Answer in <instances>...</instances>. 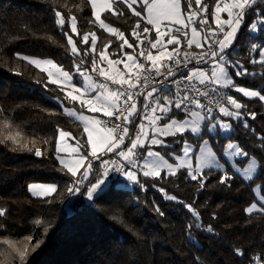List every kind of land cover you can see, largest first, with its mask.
<instances>
[{
    "label": "trees",
    "instance_id": "obj_1",
    "mask_svg": "<svg viewBox=\"0 0 264 264\" xmlns=\"http://www.w3.org/2000/svg\"><path fill=\"white\" fill-rule=\"evenodd\" d=\"M181 2L185 12L187 1ZM216 2L201 0L210 21ZM57 12L64 20L62 27ZM71 19L76 32L71 30ZM101 19L125 38L136 23L147 27L122 0L113 1ZM261 21L264 0H256L245 9L234 43L225 53L229 57L233 51L229 59L249 72L237 76L226 65L235 86L264 95V64L252 62L264 47ZM254 22L256 34L250 32ZM65 32L78 50L76 55ZM83 36H88L87 43ZM91 36L96 38V56L106 50L114 58L116 41L95 23L88 0H0V264H264V213H246L255 199L254 186L264 196V100L246 99L232 87L225 95L231 93L240 101L242 119L229 118L231 134L218 137L219 147L229 139L248 153L239 163L256 160L251 181L230 169L225 172L231 177L226 184L220 183L225 174L220 171H202L194 181L186 170H179L174 175L141 176L129 189L111 183L94 206L83 201L85 188L76 196L68 193L74 178L56 158V140L58 132L65 131L87 153L83 127L64 111L80 107L22 57L52 60L74 77V64L92 73V58L86 55ZM172 116L183 114L173 106L168 114ZM129 119V132L135 133L139 122L134 116ZM36 150L41 156L35 155ZM31 182L53 184L55 191L46 198L33 197L28 191ZM67 202L70 215L64 210ZM193 211L204 229L212 226V233L195 226Z\"/></svg>",
    "mask_w": 264,
    "mask_h": 264
},
{
    "label": "snow or ice",
    "instance_id": "obj_2",
    "mask_svg": "<svg viewBox=\"0 0 264 264\" xmlns=\"http://www.w3.org/2000/svg\"><path fill=\"white\" fill-rule=\"evenodd\" d=\"M126 3H128V0H125ZM93 8H95V0H92ZM195 3L197 6L201 5V0H195ZM256 3V0H217L215 5V10L212 13L215 22L218 25V31L223 32L224 36L222 40H219L218 42L215 40H210V37H214L217 34V30H209L208 35L205 37V41L208 43L209 46V52L204 53L200 55L199 57H195L198 61H202L206 64H210L211 66V76L207 74V72L204 69H195L192 70L190 73H186L185 76L188 80L198 79L199 83L201 85L207 83L210 84H221L225 89L229 87L235 88L236 91H239L243 93L244 96L247 97H257L259 96L260 100H264V95H260L257 91H249L243 87H236L231 76L229 75L226 65L229 67H232L235 71L237 76H244L248 75V69L245 68L243 65L239 64V62H233L228 58V55L225 53V49L228 48L230 45L234 43L235 37L237 35L238 29L240 28L244 15H245V9L250 8L252 4ZM135 5L136 7H133ZM106 6L111 7V0H106ZM187 6L189 9V13L187 14V20L191 21L192 16L195 15L194 12L191 11L192 9V0H187ZM128 7L132 9L135 16L141 17L146 20V23L148 25H151L156 30V39L155 41H149L151 46L153 48H156L157 45H161L164 47L162 37L165 35H170V33L173 31L169 25H181L184 27H187V24L185 23L184 14L181 10V0H130V3H128ZM136 8H139V10H136ZM204 9H207V5H204ZM221 13H227L228 19L222 20L220 14ZM59 19L57 20V24L59 26H63L64 20L61 17V14L57 12L55 14ZM94 15H96L97 20H99V15H97L94 12ZM75 18H73L74 20ZM206 23V21H201V24ZM261 23H264V21H261ZM228 26V31L225 32L224 26ZM101 26L104 27L103 22L101 21ZM139 27V24L137 25ZM72 31L76 32L75 23L71 25ZM252 30L257 29V23H253L251 26ZM163 29V30H162ZM113 32H117L116 29H112ZM143 31L145 33H148L150 29L148 27H144ZM177 32L181 31L180 28L176 29ZM193 38L188 40L189 46L193 43L197 44V47H200L201 45L199 42L196 41L195 37L198 35L196 28H192ZM65 36L68 37V43L72 45V53L73 55L77 54V48L75 47V44L73 43V40L71 36H68V34L65 32ZM118 35L123 38V33H118ZM185 36H187V33H185ZM138 38V37H137ZM83 41L87 43L88 36L83 37ZM93 46L95 45V36H93L92 39ZM218 43V49L213 50V46ZM124 44H127L128 47H133V45L128 44L127 39L124 40ZM167 45H179L180 40L175 36H170V38L166 41ZM123 47V45L121 46ZM256 46L253 45V49L255 50ZM143 55V53H141ZM167 55L169 59L172 58V53L160 51L158 56H152L149 55L147 58L149 61H151V68H145L144 65H136L138 70H144L146 72H152L155 71V74L157 76L161 75V66L157 65L156 61L159 60L161 57ZM101 60H107V63L109 66H111L113 63H120V61H112L111 59H108L104 53L102 52L100 54ZM259 62L261 64H264V48H260L259 50ZM28 59V58H25ZM129 60H133L132 56H128ZM33 64H36L37 67L40 66V61L38 60H31L30 61ZM253 63H257L256 60L252 61ZM45 63H48L51 65V68L56 69V72H53L52 70L48 71L49 81L55 83L56 80H53V76H57L58 78L62 79L65 83H71L72 81V73H69L68 71H65L62 66L54 64L52 61H46ZM177 64L181 63L180 61L176 62ZM187 60H185V66H186ZM95 64L96 61L93 60V70L95 71ZM75 74L79 75H85L84 72H81V68L79 65H75ZM167 76L174 75L171 68H167ZM100 75L105 76L107 79H111L114 84H118L123 86L124 84L128 85V88L131 89L135 87L130 82V79H125L121 77L120 79H116L113 76H107L106 70L104 68L100 69ZM87 78V77H86ZM147 79V77H145ZM95 87H98L99 89H106V85L100 84L96 85ZM158 90L153 88L152 92H149L147 96H145V113L151 110L153 115L151 116H144L141 118V123L137 125V137L136 139L131 141L130 147L127 148V151L120 150L116 154L122 158L121 163H117L116 161H112L113 164L116 165L115 171L117 173H123L125 174L128 179L131 181H136L137 177L134 175L131 171H127V168H135L136 167V160L133 158V155L135 154V150L138 147V145H142L143 141L141 140V136L147 138L148 137V131L146 130V126L143 123V120H148V126L152 129L153 135L150 140L151 146H158V147H167L166 142L163 139H160L158 137H168V136H176L177 134L183 135L186 130H190L193 134H199L200 128H201V121H207L208 124L211 126L209 130L212 128H216L217 126L224 131H230L231 130V124L223 122L219 116H215L213 113L212 108H206L205 105L200 103V100L195 97H190L189 95L185 94L183 97H180L177 95L175 102L170 100L167 96L163 97V103H161V97L157 96L154 100V105H150L147 103L149 98L153 96V93L157 92ZM212 92H216V88L213 87L211 89ZM68 95L71 96V93ZM201 95L207 97L208 92L205 91L201 93ZM125 93L121 91H111L108 90L107 93L105 91H99L97 92V95L94 99H89L87 101H81L82 104H87L89 110L93 112L102 111L105 116L112 117L116 115V113H123V110L119 107V101L121 97H124ZM72 100H77V96H71ZM134 99V94L129 91L126 95V99L124 100V104H128L129 101H132ZM227 102L231 106H233L236 111L229 110L226 106H220L219 107V113L223 117L233 118V119H242L239 109L242 107L240 103L237 102L235 98H233L231 95H227ZM96 104L99 105V107L95 106ZM174 108L182 113L184 115V119L179 120L175 118L174 116L169 117V123L165 124L163 127H158L157 123L164 117L168 116V114L172 111V108ZM192 106H195L196 108L205 110L204 114L202 115L200 112L192 111ZM67 111V110H66ZM136 111V104L132 103L130 105V111L128 112V115L124 117L125 125L127 123H131L129 117L132 116V114ZM159 111L162 115H155ZM70 115H76L74 112H69ZM252 117H255V113L251 114ZM190 117V118H189ZM79 119L87 121V117L80 116ZM120 116L116 115V119H119ZM94 123L96 125H99L101 122L99 120H95ZM244 127L247 128L248 124L246 121H244ZM119 129L122 131V135H119L118 137L114 136L113 133ZM93 131L95 129L90 130L86 124L85 126V132L88 135V144L91 146V155L95 157L96 159H102L101 156L97 155V149L100 148L105 152H113L114 150L119 148V145L124 142L125 138L129 134V128L127 126H121L120 124H116L114 128L107 129L108 136L103 137L99 143L93 140ZM59 135L61 137L68 136V133L60 131ZM179 143V141H177ZM209 144V141L205 139L203 141V144L200 145L201 149V155L196 157L198 164L197 167L193 169L192 167V156L190 153L193 152V145H190L187 140L183 141V148L182 156L175 157L176 160L179 161V164L176 165L177 168H183L187 167L188 169V177H190L191 180H198V177H201L203 175L202 169L207 168L209 171L213 170H219L221 168V165L217 161L216 153L211 152L209 150L208 154H204V148L206 145ZM262 147H264V139L261 140ZM229 150H233L230 154L234 156H242L247 157L248 153L244 152L240 149L238 145L228 143L227 147L224 149V153L227 155L229 154ZM75 151V149H74ZM60 148L59 143L57 145V159L60 161V163L68 169V172L71 173L73 177L76 176L77 171L79 170L77 166H69L68 163L65 162V160L59 155ZM35 155L37 157L41 156V152L39 150H36ZM147 157H156L155 160L152 161L149 171H146L143 173L144 176H160V168L166 167L171 174H175L176 168L173 167L172 164H169L167 160L163 158V155L160 152H153L152 150H148L146 152ZM144 158V157H141ZM84 157L81 158L80 161L77 162V164H81ZM123 161H127V164H123ZM110 162L108 160H103L102 164L103 167L106 169L104 176L105 179L96 178V182L92 183L91 180H89V175H94L92 173V164L89 163L86 170L81 173L80 178L78 180H73L72 184L73 186H70L67 190L68 193L72 196H76L80 194V186L83 185L84 181H88V184L90 187L86 188V199L89 201L91 206H94V201L96 199H99L102 194L105 191V188L108 186V172L107 167ZM206 179V177L204 178ZM204 179H201L200 186L203 187ZM231 177L225 173L220 177V183L226 184ZM55 185H30L29 191L32 192L34 196L37 195H49L51 192L55 191ZM39 190V191H37ZM168 199L175 200L176 198L174 196H169ZM261 199H264V197H261ZM191 210V206H187ZM254 209H257V204L253 203L249 208L246 209L248 213H252ZM157 211H159V208H157ZM259 211L264 212V206H262ZM3 214V210H0V215ZM163 215V213H161ZM193 215L197 219L196 227L201 228L202 230H206L209 233H212L214 230L211 225L207 226L206 229H204L203 225L199 222V214L193 211ZM115 218V217H114ZM215 219V216L213 217ZM192 225L188 226L189 231L192 229ZM242 255V253H241Z\"/></svg>",
    "mask_w": 264,
    "mask_h": 264
},
{
    "label": "rangeland",
    "instance_id": "obj_3",
    "mask_svg": "<svg viewBox=\"0 0 264 264\" xmlns=\"http://www.w3.org/2000/svg\"><path fill=\"white\" fill-rule=\"evenodd\" d=\"M113 1H115V0H111V4ZM122 1L125 2V0H122ZM88 2L90 3L91 9H92V16L94 18L95 23L100 28H102L108 35H111L116 41L117 45L114 49H112V53H111V56L114 58H110V55L107 53L106 50L99 52L96 56L95 55V53H96L95 52V45L93 46V43H92L93 36H91L89 47H88L86 55L87 56L90 55L92 58V63L90 65L92 73L87 71V70L81 71V72H84L85 75L77 74L76 77L72 76L71 83H65L62 79L58 78L57 76H53L52 79L56 80V82L55 83L51 82V83L61 87L67 95L69 93H71V96H77V100H74V101H76L78 103V106L80 107V111H76V110L70 109V108H65L64 111L67 115H69L70 117L75 119L83 127L84 133L86 136L87 147H88L87 153L85 154L83 152L81 146L78 143L72 142V138L70 135L65 136V137H61L59 135V133L61 131L60 130L57 134V140H56V158H57V145L59 143V148H60L59 155L65 160L66 163L69 164V166H77L79 169L77 171L76 176L73 177L74 180H78L80 178L81 173H83L86 170L88 164L91 163L92 164V170L91 171L93 174H95V170H96V174L95 175H89V180H91L92 183H95L97 177L100 179H105L104 173H105L106 169L103 167L102 161L107 160V158L110 157V158H113V159H116V160L122 162V158L119 157L116 153L120 150L127 151V148L130 147V145H131V141L136 139V137H137V131L135 133L129 132V134L125 138L124 142L119 145V148L114 150L113 152H105L106 156L103 155L104 151L102 149L98 148L97 149V155L102 157V159H100L101 163L97 164L96 166H93L95 164V162L99 161V159H96L95 157H93L91 155V146L88 144V135L85 132V126L87 124V126L90 130L95 129V131H93V140L96 141L97 143H99L103 137L108 136V133H107V128L104 127L101 123L99 125H96L94 123L95 120H98V114L103 113V112L102 111L93 112V111L89 110L86 103L82 104L81 101H87L89 99H94L97 95V92H99V91H105L107 93L106 89H99L98 87H95L96 86V80L95 79L97 77L107 79L105 76L100 75V69L104 68L106 70L107 76H113L117 79L118 75L122 76L126 72H131V71L137 70L136 65H140V64L151 65V61H149L147 58L149 55H152L154 57L158 56L160 51H165L166 53L170 52L173 54L176 51V49H178L183 43L189 45L188 40L193 38L192 28H196L198 35L195 37V39L201 45L200 47H197V44L193 43L192 45H190L192 47V49H196V50L202 49L204 46V43H205V38H204L203 31L201 29V26L199 24L197 25L198 13L196 11V8L199 6L196 5L195 0H194V3L192 4V9H191V11L195 13V15L192 16L191 21L187 20V14L189 13L188 6H187V10L184 12L182 9V2H181V10H182V13L184 14L185 23L187 24V27H184L181 25H169V27H171L173 29V31L170 33V35H165L162 37L164 47H162L161 45H157L156 48H153L151 46V44L149 43V41H153V42L155 41L156 30L153 26L148 25L146 23L145 19L139 17L141 22L145 23L147 25V27L150 29V31L148 33H145L143 31L144 26L140 22H138V23H136L134 29L131 31L128 38H125L124 35H123V38H121L118 35V33H120L118 30H117V32H113L112 29H114V28L107 25L101 19V14L104 11L109 10L111 8V7L109 8L106 6V0H95V8H93L92 0H88ZM225 2H227V0H225ZM128 3H130V0H128ZM128 3H126V4L128 5ZM133 7H136V6L133 5ZM130 10L134 14V12L132 11L131 8H130ZM136 10H139V8H136ZM214 10H215V6L213 7V9L211 11V21L209 19V22H210V25H212L215 28H218V25L215 22L214 17L212 15ZM94 12L97 15H99V20H97L96 15H94ZM220 16H221L222 20L228 19L227 13H221ZM101 21L103 22L104 27L101 26ZM256 22H258V19L256 20ZM73 23H74V21L71 19V25ZM138 24H139V27H137ZM224 27H226L227 28L226 31H228V26L225 25ZM177 28H180L181 31L177 32L176 31ZM239 29H238V31H239ZM71 30H72V28H71ZM250 32L252 34H256L257 29L252 30V28H251ZM185 33H187V36H185ZM170 36L177 37L180 40V44L179 45H175V44L167 45L166 41L170 38ZM125 39H127L128 44L133 45V47H128L127 44H124ZM95 43H96V38H95ZM109 44L110 43H107L105 47L107 48V46H109ZM122 45H123V47H121ZM70 47L72 49V45H70ZM228 48H226L224 51H226ZM262 48H264V47H262ZM102 52L104 53V55L108 59H111L112 61H120V63H113L111 66H109L107 63V60H103V61L101 60L100 54ZM141 53H143V55H141ZM231 54H234V52L232 51L230 53V55ZM129 55L133 57V60L128 59ZM230 55H229V57H230ZM165 57H168V56L165 55V56L161 57L159 60H157L156 61L157 65L160 62V60H162ZM25 58H28V59H25ZM22 59H24L26 62H28L29 64H31L35 68L43 71L47 75L48 80H49L48 71L49 70H52L53 72L57 71L56 69L51 68L50 64L45 63L46 61H52V60L40 59V58H35V57H26V56H23ZM259 59L260 58L258 56L257 62L259 64H261L259 62ZM31 60L40 61V66L37 67L36 64H33L30 62ZM93 60L96 61L95 71L93 70ZM52 62L54 64H56L54 61H52ZM225 67L227 68V66H225ZM195 69H204L207 72V74L209 76H211L210 64H207L204 67L193 68V69H191V71L195 70ZM227 71H228V69H227ZM109 80H111V79H109ZM215 85L218 88H220L221 90H223L224 92H226V90L228 89V88L225 89L221 84H215ZM236 87H238V86H236ZM232 89L234 92L242 95L246 99L259 98V96L247 97V96H244L243 93L236 91L235 88L232 87ZM245 89H247L249 91H256V90H252V89H248V88H245ZM228 95H231L233 98H235L237 100L238 103H240V101L235 97V95H232L231 93H229ZM68 96L71 99V96L70 95H68ZM226 97H227V95H226ZM95 106L99 107L98 104H96ZM226 107H228L229 110L236 111V109L233 106H231L230 104H228V102H227ZM191 110L200 112L202 115L204 114V112H202L196 108H191ZM69 112H74L76 115H70ZM239 113H240V111H239ZM151 115H153L152 112H150L149 116H151ZM155 115H162V114L159 111H157V113H155ZM214 115L219 116L223 122L230 123L229 118L223 117L219 112L214 114ZM80 116L87 117L88 118L87 121L79 119L78 117H80ZM175 118L182 120V119H184V115L181 118H178V117H175ZM231 119L232 120H239V119H233V118H231ZM140 123L141 122H139V124ZM143 123L145 124L146 130L148 131V137L145 138V137L141 136V140L143 141V144L138 145V147L135 150V154L133 155V158L136 160V167L133 168L132 173L134 175H136L137 180L139 177L144 176L143 175L144 172L149 171L152 161L156 159V157H147L146 156V152L148 150H152L153 152H160L163 155V158L165 160H167L169 164H172L174 168H176L175 174L179 170H186L188 173L187 167H183V168H177L176 167V165L179 164V161L175 159V157L183 155L182 148H183V141L184 140H187V142L190 145H193V152L190 153V155L192 156V167H193V169L196 168L197 164H198L196 157L201 155L200 145L203 144V141L205 139H207L209 141V144L205 146L204 154L207 155L209 150L211 152L216 153L217 161L221 165V168L219 170H215V171H220L222 173H225L226 169H230V171L232 173L240 176L243 180H245L247 182L251 181L256 174L257 162L255 159L249 158L244 164H241L238 161L242 160L244 157L231 155L230 153L233 150H229V154H227V155L224 153V149L227 147V144L232 143V144L237 145L235 142L227 139L219 147L220 140L218 139V137L228 138V136L231 134L232 129L230 131H224V130H221L217 126L216 128H212L211 130H209L211 126L208 124V122L207 121H201V128H200V132L198 135L191 133L190 130H186L183 135L177 134L176 136L158 137L160 139H163L167 144V147L162 148V147L150 145V140L152 138L153 132H152V129L148 126V120L147 119ZM167 123H169V117L168 116H166L163 119H161L160 121H158L157 126L163 127ZM63 132H65V131H63ZM65 133H67V132H65ZM202 134L204 135V138H200ZM178 137H180V138L177 139ZM188 137L195 138L197 140L192 141ZM171 138H176V139L169 141ZM198 138H200V139H198ZM177 141H179V143H177ZM217 148H219V149H217ZM74 149H75V151H74ZM113 156H115V157H113ZM82 157H84V159L82 160V163L77 164V162L80 161ZM141 157H144V158H141ZM58 162L63 168H65L68 171V169L66 167H64L60 163L59 160H58ZM123 162H127V161H123ZM96 167H97V169H95ZM206 170H208V169L207 168L202 169V171H206ZM160 172L165 173L167 175H173V174H171V172H169V170L166 167H163V166L160 168ZM152 176L156 177L154 175H150L148 177H152ZM93 177H95V178L93 179ZM137 180L134 182V181H131L130 179L127 178V179L122 180V181H116L115 186L120 187V188H128L129 189L137 182ZM30 185H53V184L31 182L28 184V191H29ZM87 187H90V185L88 184V181H84L83 185L80 186V189L85 188V192L83 194V201L85 203H89V201L86 199V188ZM37 191H39V190H37ZM53 192H51L49 195L34 196L32 194V192L29 191L30 195L33 197H36V198H46V197L52 195ZM253 194H254V198H255L253 203L257 204V209H254L252 213H258V212L264 213V212L259 211V209L262 206H264V199H261V197H264V196L260 195L258 185L253 187ZM68 203L69 202H67L64 206V210H65L66 215H70V213H71V205ZM249 207H247V208H249ZM246 213L251 214V213H248L247 211H246Z\"/></svg>",
    "mask_w": 264,
    "mask_h": 264
},
{
    "label": "built area",
    "instance_id": "obj_4",
    "mask_svg": "<svg viewBox=\"0 0 264 264\" xmlns=\"http://www.w3.org/2000/svg\"><path fill=\"white\" fill-rule=\"evenodd\" d=\"M196 11L198 13V24L201 26V29L204 34V38L208 35L209 30H217L216 36L210 37L209 39L215 40L217 42L219 40H222L224 33L219 32L218 28H215L212 25H210L209 16L207 12L200 6L196 8ZM201 21H206V23L201 24ZM224 30L226 32L227 28L224 27ZM217 49H218V43L213 46V50H217ZM207 52H209V46L206 41L204 43L203 48L200 50L192 49L191 46L187 44H182L177 49V51L172 54L171 59L165 57L162 60H160L158 65H162L161 75L157 76L154 70L152 72H146L144 70H135L124 73L121 77L125 79H130V82L133 85H135V87L131 89L128 88L127 84L121 86L118 84H114L112 80L97 77L95 79L96 85H100V84L106 85L107 91L108 90L121 91L125 93V96L121 97L119 101V107L123 110V113L122 114L116 113V115H119L120 118L116 119V115L112 117H108L105 115H98V120L107 129L114 128L116 124H120L122 127L127 126L128 123L125 125L124 117L128 115V112L130 111V105L132 103H135L136 111H137L140 101L144 98V96H147L149 92H152L153 88L157 89L158 91L153 93V96L149 98V100L147 101V103L150 105H154V100L155 97L157 96L161 97V103H163V97L165 96H167L170 100L175 102L177 95L183 97L185 94H187L190 97L198 98L200 100V103L205 105V110L206 108L210 107L213 109L214 114L218 113L220 106L227 105V97L225 95V92L220 88H218L215 84H210L206 82L205 84L201 85L198 79H193L190 81L185 76L186 73H190L191 69L204 67L207 65L206 63L195 59V57H199L200 55ZM185 60H187L186 66H185ZM177 61H180L181 63L177 64L176 63ZM144 67L151 68V65H146ZM167 68H171L174 75L170 77L167 76V71H166ZM145 77H147V79ZM213 87L216 88V92L211 91ZM129 91H131L134 94V99L132 101H129L128 104L126 105L124 104V100L126 99V95ZM205 91L208 92L207 97L201 95V93ZM144 105L141 111L138 113L136 119L138 122H141L142 117L146 115L149 116L151 112V110L149 109V111L145 113ZM192 108H196V107L192 106ZM196 109L205 112V110L199 108ZM145 120H143V122ZM122 134H123L122 131H120L119 129H117L113 133V135L116 137ZM103 155L106 156L105 151L103 152ZM107 160L110 162L107 167L108 182H109L108 185H110L111 183H115L116 181H120L124 178H127L125 174L117 173L114 170L116 165L113 164L112 161L121 163L120 161L110 157L107 158ZM99 163H101L100 159L99 161L95 162V164H99ZM123 164L126 165L127 163L123 162ZM132 170L133 168L131 167L127 168V171L132 172Z\"/></svg>",
    "mask_w": 264,
    "mask_h": 264
},
{
    "label": "crops",
    "instance_id": "obj_5",
    "mask_svg": "<svg viewBox=\"0 0 264 264\" xmlns=\"http://www.w3.org/2000/svg\"><path fill=\"white\" fill-rule=\"evenodd\" d=\"M124 2V1H123ZM185 44V43H184ZM176 51H177V49H176ZM175 51V52H176ZM141 65V64H140ZM142 65H144V66H146L147 64H142ZM138 70V69H137ZM121 78V75H118L117 76V79H120ZM144 98H145V96H144ZM142 99L141 101H140V104H139V107H138V109H137V111L133 114V116H134V118H135V120L137 119V116H138V113L141 111V109H142V107H143V105H144V103H145V99ZM98 115H104L103 113H99ZM137 121V120H136ZM125 163H127V162H125ZM97 164H95V165H93V166H96ZM95 169H97V167L95 168ZM95 173H96V170H95Z\"/></svg>",
    "mask_w": 264,
    "mask_h": 264
}]
</instances>
